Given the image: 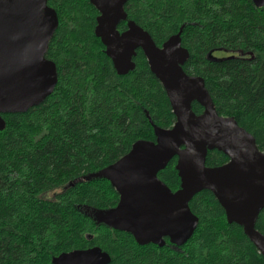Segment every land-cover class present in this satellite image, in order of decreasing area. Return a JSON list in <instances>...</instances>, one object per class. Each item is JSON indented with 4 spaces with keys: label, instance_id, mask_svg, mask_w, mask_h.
<instances>
[{
    "label": "trees",
    "instance_id": "1",
    "mask_svg": "<svg viewBox=\"0 0 264 264\" xmlns=\"http://www.w3.org/2000/svg\"><path fill=\"white\" fill-rule=\"evenodd\" d=\"M59 18L46 58L58 84L25 114H4L0 131V264H53L62 253L100 247L111 264H264L243 227L230 224L214 194L190 202L200 222L181 247L140 246L128 233L98 223L93 211L115 208L111 183L90 178L127 155L139 140L156 141L154 126L176 123L161 82L138 49L135 71L119 76L96 37L98 10L91 0H48ZM127 30L135 21L158 46L182 30L190 58L183 70L205 80L213 105L234 117L264 152V7L252 0H129ZM214 60L209 59V54ZM193 112L204 108L197 102ZM229 158L209 151L206 165ZM178 158L158 174L180 189ZM256 229L264 234V210Z\"/></svg>",
    "mask_w": 264,
    "mask_h": 264
},
{
    "label": "water",
    "instance_id": "2",
    "mask_svg": "<svg viewBox=\"0 0 264 264\" xmlns=\"http://www.w3.org/2000/svg\"><path fill=\"white\" fill-rule=\"evenodd\" d=\"M128 1L91 0L99 12L96 37L105 45L119 76L135 71L137 51H143L166 91L176 123L170 129L154 126L156 141H137L127 155L90 176L107 179L120 196L115 208L98 213V223L131 234L142 246L164 247L169 239L181 247L194 236L200 222L190 202L210 191L228 222L243 227L264 257V234L256 229L264 210V152L234 117L217 112L205 80L183 70L190 53L182 45V30L162 46L135 21H128L126 31L119 30L128 20ZM252 1L264 7V0ZM58 26L57 12L48 0H0V131L6 128L4 114H25L55 91L57 67L46 54ZM195 102L204 108L203 114L193 112ZM213 150L224 153L229 162L208 167L207 154ZM175 157L181 186L173 192L158 174ZM110 263L111 256L100 247L53 259V264Z\"/></svg>",
    "mask_w": 264,
    "mask_h": 264
},
{
    "label": "rangeland",
    "instance_id": "3",
    "mask_svg": "<svg viewBox=\"0 0 264 264\" xmlns=\"http://www.w3.org/2000/svg\"><path fill=\"white\" fill-rule=\"evenodd\" d=\"M81 209L84 211V212H86V213H88L89 215L91 214L92 215V217H94V219L97 221V215H98V213H100V214H102V212H100V211H93V210H89V209H86V208H84V207H81Z\"/></svg>",
    "mask_w": 264,
    "mask_h": 264
},
{
    "label": "flooded vegetation",
    "instance_id": "4",
    "mask_svg": "<svg viewBox=\"0 0 264 264\" xmlns=\"http://www.w3.org/2000/svg\"><path fill=\"white\" fill-rule=\"evenodd\" d=\"M209 59H210V60H214V55H211V56H210V54H209ZM186 63H187V62H186ZM186 63H185V64H186ZM191 76H192V75H191ZM159 173H160V172H159ZM124 233H126V232H124ZM128 234H129V233H128ZM130 235H131V234H130ZM134 239H135V238H134ZM167 240H169V239H166V244H167ZM136 242H137V241H136ZM169 242H170V241H169ZM137 244H138V243H137ZM138 245H139V244H138ZM172 245H173V244H172ZM140 246H142V245H140ZM146 246H148V245H146ZM175 246H176V245H175ZM142 247H143V246H142ZM111 261H112V259H111ZM110 264H111V263H110Z\"/></svg>",
    "mask_w": 264,
    "mask_h": 264
}]
</instances>
